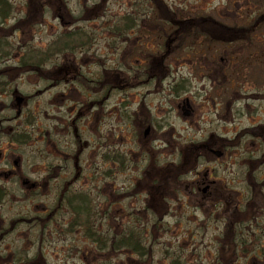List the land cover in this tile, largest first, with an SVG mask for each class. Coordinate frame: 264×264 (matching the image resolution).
Instances as JSON below:
<instances>
[{"label":"flooded vegetation","instance_id":"flooded-vegetation-1","mask_svg":"<svg viewBox=\"0 0 264 264\" xmlns=\"http://www.w3.org/2000/svg\"><path fill=\"white\" fill-rule=\"evenodd\" d=\"M227 3L224 11L234 13L236 37L234 43L224 37L219 46L224 55L218 56L223 62L218 76L212 79L208 70L203 76L218 84V125L201 128L208 100L197 105L175 90L180 79L173 70L191 60L179 59L184 44L178 35L190 31L193 21L191 11L178 15L176 0H0V205L11 194L5 186L11 180L20 183L28 201L23 213L0 217V259L12 253L2 247L9 236L44 243L54 235L66 242L68 229L79 226L75 233L84 249L66 247L83 264L92 259L97 264L98 254L111 256L129 242L128 230L121 238L125 243L115 242L111 226L97 235L98 214L108 224L114 208L128 219L129 211H137L145 221L131 217L134 222L155 228L177 210L210 207L233 216L225 210L233 195L240 196L234 209L241 217L247 195L264 194V0ZM164 81H169L167 108L155 111L147 97L162 93ZM227 82L230 89L234 83L235 107L223 100ZM175 114L198 135L179 141L170 122ZM24 158H41L38 178H29L36 172ZM226 164L237 172L221 179ZM118 176L125 178L121 187ZM198 197L202 203L195 205ZM157 210L164 211L158 219L152 215ZM193 220L185 218V224ZM235 225L225 223L218 237L221 251L210 264H229L226 241L245 257L242 248L255 235L247 223L226 234ZM165 237L144 234L137 241L153 238L155 246ZM174 254L165 260L184 264Z\"/></svg>","mask_w":264,"mask_h":264},{"label":"rangeland","instance_id":"rangeland-1","mask_svg":"<svg viewBox=\"0 0 264 264\" xmlns=\"http://www.w3.org/2000/svg\"><path fill=\"white\" fill-rule=\"evenodd\" d=\"M228 1H230V6H233L232 3L234 0H176L177 8L179 10L178 15H181L184 13V11H191L193 14L194 23L187 25V27L191 29L187 35H194V39L188 38V44L191 48V52H189L187 56L183 48H178L177 54L181 61H187L189 58H191V60L188 63L185 62L183 66H178L175 68V70H173V75L177 76V80L180 79L176 83L177 87L175 90L178 92H186V95H189L191 100L196 102L197 105H201L204 103V100L205 102L208 100V104L204 103L205 107L202 109V112L204 113L202 119L198 120L200 123L199 126L201 128H208V125L209 128H217V113L218 108H220V106H218V96L214 94L217 91L218 84L207 78H203V76H207V72L209 71L212 79L216 78L218 76L217 74L223 68V62H221V58L219 59L218 57L220 53H223V50H219L217 48V38L215 37L221 35V40L219 42H222V32L216 34L214 33L215 36L213 35L212 38V36L208 34L206 30H203V28L205 27L206 23L210 22L208 20L211 19L212 26L214 27L216 24H218L216 27H219V24H225V26L235 30L236 19L234 13H228L224 11L227 7H229V4L227 3ZM197 27L201 28L198 33H204L205 36L201 35L199 37L195 35L197 33ZM185 35L186 34H179L178 39L179 37L182 38ZM225 36L228 39L226 43L234 42L233 40L236 37L235 34L229 36L226 35V33ZM205 39H208V41L205 42ZM202 40L204 43L198 45L197 42H201ZM183 47L187 48V43ZM221 48L224 49L223 47H220V49ZM228 49L234 51V46H229ZM258 69L262 68L258 67ZM262 70L263 73L261 75L264 76V69ZM183 76L186 78L184 82L181 81ZM167 85V82H163L162 93L158 92L147 97V103L152 107L153 110H158L160 105L162 108H167V105H165L168 103V101H165V96H168L169 93V87ZM22 89L25 90L24 88ZM148 90L149 89H147V91ZM229 93L230 92H226V96L223 98V100L225 99L226 103L230 99ZM213 102H216L217 105L214 106ZM229 102H231V100ZM227 111L228 109H225L223 112V114L226 116L230 115V113ZM252 111L256 112L258 119H263V117H261L259 114V109H254ZM164 113H167V111ZM175 116L174 119H170V122L174 123L175 128H177L176 130L178 133V139L181 138L179 141L183 142L185 136L190 133L198 135L195 126L190 129V127L185 124V121L182 122V119L179 115L175 114ZM227 121L229 120L227 119ZM232 124L227 127V130L231 131ZM24 159L30 160L31 167H33L36 172L34 174H30L29 178L33 180L38 178V173L40 172L39 166H42L41 158ZM224 166L226 167V171L221 173V179L227 178L228 173L231 174L237 172L235 167L228 169L227 164ZM234 179L235 178H233L232 181H234ZM123 180H125L124 176H118L115 180L116 186L121 187ZM19 184L20 183L16 182L15 180H11L5 184V186L10 190L11 194L5 196V200L2 201V204L0 205V217L2 220H6L7 217H13L17 213H23V206L28 204V201L24 199L25 195L22 193V188H20ZM236 189H239V187ZM239 198L240 196H230V204L226 205L225 207L226 212H232L233 216L229 214L226 217L222 214L221 210L216 211L210 207H206V210H203L202 212L196 210H177L174 214L172 213L171 216L166 218L167 220L163 222L164 227L158 225L157 227L153 228V230L152 227L143 228L141 223H143L145 220H142L143 222H134L132 220L131 217L137 219L144 218L143 213L129 211L132 215L128 219L126 216H123V212L121 210L114 208L112 210V213H114V219L108 224L106 219L101 220L100 214L97 215L95 231L97 235H104L108 226H111L112 234H119L118 236H121L119 239H116L115 242L120 241L123 236L121 233L123 231L125 233L127 230L130 231V234L132 235H135L137 232L141 233L140 235H168V240L167 237H165V240L162 241L156 240L157 243L155 246H152L151 244L153 238H150L151 242L149 243L139 242L146 248V250L151 253V256H144L146 258H144L142 264H170L171 261L165 260V258L169 257L170 254H174L175 251L177 252L178 259H180L184 264H210L211 260L218 256L219 251H221L222 243L219 242L220 239L218 237L225 230V223L231 225L236 223L234 227L229 226L226 228V234L232 235L235 234L233 232H237L240 228L239 224L247 223L250 229L249 232H253L255 235L253 244H251L248 248L243 247L242 250L245 252V257L243 258V253L238 252L240 254L239 258L238 255L235 254V248H233V244L231 246V242L226 241L224 245L226 246V250L228 252L225 255V259L229 264H264V222L261 223V221H264V194L247 195V200L245 201L246 203L242 211L243 216L241 217L235 215L234 209V205ZM195 199L193 200L195 205L202 203L201 197H198L197 200ZM104 204L105 203L101 205L105 206ZM216 209H218V207ZM163 213V210H157L152 212V215L157 216L156 219H158ZM185 218H193L194 220L191 224L186 225L185 223L187 222H185ZM122 219L125 223L122 221ZM175 219L180 220L176 221ZM166 224L168 225L166 226ZM78 228L79 226L76 229L74 227L71 228L70 231V228L68 229L67 234L69 235V241L66 242L61 241L60 237H56L54 235L51 236L53 242L44 243L38 242V240L29 242L24 240L25 238L18 237L17 239L19 240H16L13 236H9L5 242H2V247H11L12 253L4 254L0 259V264H31V262H35V264H83V261L79 258L80 256L76 257L77 254L73 252L74 249L66 247L70 244H79L81 245L80 247L84 249L85 245L82 242L80 243V235H78L77 232L75 233ZM23 229L24 232L27 233L26 228ZM171 235L175 236L180 243H175V241L171 239ZM191 235L193 238L191 240L190 238L186 237ZM20 239L24 241H20ZM162 242L165 243L159 246V243ZM173 243L176 245H173ZM178 247H180L182 250L178 249ZM126 249H129L128 254L124 253ZM185 249L187 250V253L185 252V254L182 255L183 250ZM112 252L113 253L111 256H109V252L98 254L96 260L97 264H141V260H143V258H140L138 255L132 253L130 248H124L123 250L122 248L116 250L114 249ZM28 255L32 257V260L27 257ZM177 257L175 256V258ZM92 261L94 264V259H92Z\"/></svg>","mask_w":264,"mask_h":264},{"label":"trees","instance_id":"trees-1","mask_svg":"<svg viewBox=\"0 0 264 264\" xmlns=\"http://www.w3.org/2000/svg\"><path fill=\"white\" fill-rule=\"evenodd\" d=\"M229 30V32H233V30L232 29H228ZM228 30H227V32H228ZM115 237L117 236L116 234L114 235ZM130 238V237H129ZM115 239H117V237L115 238ZM131 239V238H130ZM123 243H125V241L124 240H121L120 242H118V244L121 246ZM114 247L116 248L117 247V245H114ZM135 250H137V249H135Z\"/></svg>","mask_w":264,"mask_h":264}]
</instances>
